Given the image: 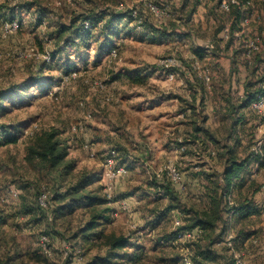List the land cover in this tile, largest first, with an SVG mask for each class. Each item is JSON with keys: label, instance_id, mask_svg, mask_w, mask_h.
<instances>
[{"label": "rangeland", "instance_id": "374dc122", "mask_svg": "<svg viewBox=\"0 0 264 264\" xmlns=\"http://www.w3.org/2000/svg\"><path fill=\"white\" fill-rule=\"evenodd\" d=\"M206 1L213 2L209 3L208 21L203 18L207 6L200 5ZM194 2L197 3L196 0H0V96H4L0 99V141L4 143L12 135L17 137L16 142L0 146V211L7 218L2 226V240L7 245L0 250L1 261L17 252L25 253V257L14 264H100L106 257L109 249L101 242L92 245L73 237L88 220L84 210L75 211L66 222L54 220L52 209L59 203L54 197L89 173L99 175L100 180L93 187L103 186L102 193L108 199H122L123 195L148 190L150 184L144 186L147 174L140 172L125 189H118L115 180L105 179L107 154L128 145L129 135L140 138L145 133L141 127L157 111L174 110L175 124L182 121L177 113L189 107L186 95L190 86L199 89L201 95L206 91L208 95L214 91L212 94L218 97L226 93L223 87L228 79L226 71L222 69L213 80L210 60L218 56L207 52L211 40L213 50L222 51L221 39L215 37L218 22L212 27L206 23L227 12L220 9L219 2L215 8V0H199L195 11ZM94 13L98 17L105 13L106 18L109 13L126 16L115 27V36H106L103 21L94 28L89 40L72 41L63 49L66 38L57 37L59 26L67 25L73 18L83 22L84 16ZM14 21L18 28L6 32V25ZM168 57L176 58V64L163 65L161 61ZM137 69H142L146 82L129 81L128 76L136 74ZM171 71L175 72L174 77L169 75ZM42 84H46L44 90ZM158 97L163 101L156 105ZM131 98L134 100L129 102ZM130 123L138 126L130 128ZM206 126L219 140L228 130V123L218 118H211ZM46 131H54L61 149L65 147L68 151L63 162L53 168L33 157L30 151L32 147L41 149L40 135ZM178 138L175 132L174 142ZM254 138L264 142V124ZM121 160L118 156V162L127 166ZM181 162L176 165L183 172L202 163L197 156ZM217 169L213 171H220ZM108 185L112 187L111 197ZM41 194H46L45 205L40 204ZM181 203L194 206L192 199ZM110 206L114 213L107 230L132 236L149 252L165 236H173L170 244H174L163 249L167 256L184 253L190 257L197 245L204 243L198 242V232L179 239L175 231L183 223L182 218L173 222L168 217L155 229L151 228L155 218L148 216L147 204L134 209L132 214L120 203ZM25 208L32 210L25 213ZM260 221L264 223V219L255 220ZM254 231L258 237L264 235V227ZM42 236L49 238L45 245ZM259 240L261 243L262 238ZM234 249L244 253L236 244ZM249 249L244 253L248 263L264 264V248ZM224 250L229 256L227 264H233L234 250L227 247ZM216 264H220L219 260Z\"/></svg>", "mask_w": 264, "mask_h": 264}, {"label": "crops", "instance_id": "0c3cea01", "mask_svg": "<svg viewBox=\"0 0 264 264\" xmlns=\"http://www.w3.org/2000/svg\"><path fill=\"white\" fill-rule=\"evenodd\" d=\"M196 1V8H198L199 0ZM242 1L250 2L249 9L252 12L251 22L247 24V26H245L244 32L241 31L242 19L240 21L235 19V16L231 15V11H225L227 12V14H225L224 16L218 14L219 19L215 21L211 19L209 23H206L207 26L212 27L214 22H218L219 27L217 36L215 34L214 35L215 37L221 39V42L223 44L222 50L225 49L226 53L220 54L218 58L210 61L213 62V66L211 67L214 71V75L212 77L213 80L218 77L217 73L220 74V71L222 69L226 71L225 76L228 79L224 82L223 85L226 93L218 97L215 94H212L214 93V91H210V95H208L206 91L204 95L202 94V96L199 89L194 87V85L190 86L188 95H186L188 98L187 100L189 101V107L181 111L182 113H177V116L183 118L182 121H178L175 124L174 110L166 112L157 111L156 115L148 118V122L146 123V125L141 127L145 129V133L142 134L140 138L138 137V139H136L135 136L129 135L131 142L129 141L128 145L125 146L126 150L124 156V161L128 166V172L125 175H121L120 177L116 178L115 184L117 185L118 189H125L128 182L133 179L132 177L140 172L143 173L144 176L145 174H147L145 179L147 181L144 186H146L147 188V184L149 183V189L144 190L143 192L138 191L135 194L123 195L122 199H111L108 205L110 206L111 203H120L128 213L132 214V211L134 209H140L143 204H147L149 208V211H147L148 216H150V219L155 218V220L151 221L150 223V226L153 229H155L158 223H161L162 220L168 217H172L173 222H175V218H182L185 220V213L182 212L180 207L171 208L170 205L174 201L170 198L169 194H165L163 192V184L165 183L166 176L159 175V171L167 161L174 160L175 163L180 166L179 163H182V160L191 158L193 159V157L197 156L199 160L202 161V163H196L195 165L189 167L187 171L184 170L187 190L184 192H180L177 187H173L177 193V196L180 200L192 199L195 208H198L200 210H209L211 202L210 195L212 194L214 183L220 185L219 193H223L224 203L226 204V207L228 209L226 210V212H224V219L226 220L227 229L224 238H226L228 235H232L235 239L237 236V230L244 223L243 221L238 220V216H240L239 214L241 212H239L237 207L243 199L244 195H247V198L251 199L257 207L261 208V213L252 214L249 217V221L245 223L247 231L252 232L251 235L248 236L245 240L243 246L240 245V249L243 250L244 253H246L250 250L249 247H251L253 250L258 246H262L264 248V235L262 237H258L256 235V232L254 231L260 230L264 227V223L262 221H260V223L255 222V220L264 219V191L261 189V184L264 180V142L262 143V141H255L254 138L258 128L262 124H264V121L255 119V117H257L258 115L264 116V113H259L251 106H249L248 108L236 106L240 102V95H242L245 90V82L249 79H252L253 77L252 73L250 72L251 67L254 66L256 68L258 66V64L254 63L253 61L249 62V64H246L244 55L242 53V40L245 38H251L256 34H259V32H262V34L264 35V0ZM218 2L219 0H215L213 4L215 8L218 7ZM209 3L211 4L213 2L206 1L205 4H200L207 6V8H205L204 10L205 15L203 17L207 21L208 18H211L208 14V8L211 6ZM235 8H239L241 10V17H243L245 6H238ZM192 18L195 20L196 15H192ZM233 25H235L234 29L232 28ZM227 28L230 30V35L233 40L229 41L228 39L224 38L223 33ZM260 29H262V31ZM213 48V41L211 40L207 52L209 51V54L215 55L217 51H214ZM235 53L239 54L236 57V64L239 67L238 69L240 71L237 76L235 75L236 73L233 72V55ZM257 69V73H261V71L264 72V63ZM192 95H194L195 99H193ZM133 100L134 98H131L129 102H132ZM156 100V105H159L160 101H163V99H160V97H158ZM173 100L175 101V99H172V101ZM233 103H236V105L234 106L235 110H232L233 107L231 104ZM132 111L133 109L129 112ZM197 114H201L206 117V124L211 118L225 120L228 123V130L226 133L227 136L228 131H230L231 119H227L225 117L232 118L234 116L238 117L241 115H246L247 117V121L245 120L244 124L237 123L236 125V129L239 128V138L241 139V142L238 145L232 142L230 143V147L235 148L240 160L247 158L246 160H248V162L246 163L245 168L241 171L240 177L235 179L228 187H225L226 180L224 175L227 162L220 156L217 147L200 145L199 142H188L190 133L193 131L194 124L192 121L196 119ZM131 126L138 125H132V123H130L129 127L131 128ZM98 128L100 130L101 127ZM175 132L179 137L177 139V142H174ZM261 143L263 145H260ZM182 146H186L187 150H181ZM219 167L221 169H219ZM214 168H218L217 170L220 171L214 172ZM239 181L252 183L253 187H245L240 190L239 187L235 184ZM144 200L146 202H144ZM159 202L163 203L158 204ZM164 202L167 205L166 207H164ZM193 229L198 232L199 238L201 239H199L198 242L205 243V230L201 229L199 226H196ZM259 238H262L261 243ZM77 239L81 240V237H78ZM170 239L171 238L158 239L154 244V247H152L151 252L146 249L144 244L139 243V240H137V242L134 241L133 237L131 239V242L133 244H140L145 247L147 252V258L145 260L146 264H157L160 257H164L169 260L177 258L180 264H196L193 260L195 257L193 254L190 255L191 263H188L186 262V259L188 257L187 254L182 253L181 255L173 254L167 256L165 255V253H162L164 248H168L169 246L174 245L170 244ZM220 242L221 241L215 243L213 245V248H215L216 250L219 263L227 264V262L229 261V256L227 254V251L224 250L227 246L219 244ZM163 245L165 246L163 247ZM129 250L132 251L133 247L130 246ZM159 252H161L162 254H159ZM100 264L106 263H102L101 261Z\"/></svg>", "mask_w": 264, "mask_h": 264}, {"label": "trees", "instance_id": "16d2710c", "mask_svg": "<svg viewBox=\"0 0 264 264\" xmlns=\"http://www.w3.org/2000/svg\"><path fill=\"white\" fill-rule=\"evenodd\" d=\"M196 7L197 3L194 2L193 10L196 11ZM115 14L116 13H109L108 18H106L105 13H102V15H100L99 17L98 14L94 13L88 17L84 16L85 19L84 21L82 19L83 22H81V20L77 21L75 20V18H73L67 25L64 24L62 26H59L57 37H59V40H63L64 37L66 38V44L63 49H66L72 41L77 42L78 39H81L84 41H79L85 42L89 40L91 38L92 32L94 31V28H97L103 21L105 22V24L104 30L102 31L105 32L108 38H110L111 36H115V27H117L119 21L126 16L125 14ZM231 15H234L235 19H237L238 21L242 19V13L239 8L234 7L231 10ZM86 22H88V24ZM234 27L235 25H233L232 28L234 29ZM260 30L262 31V29ZM66 33L67 35H65ZM258 35L260 36L262 42L260 51L254 53L251 58L248 59L244 54V49L242 48V53L244 55L246 64H249V62L253 61L254 63L258 64V66L256 68L254 66L251 67L250 72L252 73L253 77L252 79H249L245 82V90L242 95H240V102L239 104L237 103L238 105L236 107L248 108L249 106H251L252 102L255 101L259 96H264V72L261 71V73H257V68H259L264 63V35L262 34V32H259ZM228 40L230 41L233 39L230 37ZM224 53H226L225 49L220 52H216L215 55L219 56L220 54ZM238 55V53H235L233 55V72L236 73V76L240 72L238 69L239 67L236 64V57ZM141 71L142 69H137L136 74L129 75V81H132V83L146 82V79L144 77L145 75H143L144 73H141ZM45 85L46 84H42L41 90H44ZM192 97L193 99H195L194 95H192ZM2 98H4L3 95L0 96V99ZM186 101L189 102L188 100ZM231 105L233 107L232 110H235L234 106L236 105V103H233ZM245 117L246 115H241L238 117L234 116L232 118L225 117L227 119H231L230 131H228V136L225 135L223 139L220 140L216 137V134L206 126V117L201 114H197L196 119L192 121L194 124L193 131L190 133L188 142H199L200 145L217 147L220 156L227 162V166L224 171L226 180L225 187H228L235 179L240 177L241 171L245 168V165L248 162V160H246L247 158L240 160L235 148L230 147V143L232 142L236 145L241 142V139L239 138V128L236 129V125L237 123L244 124L245 120L247 121V117L246 119ZM255 119L264 121V116L258 115L257 117H255ZM40 139L42 140L41 149L32 147L30 149L32 156L49 163L47 164L49 167L53 168L59 166L67 157L68 151L65 147L61 149L60 141L56 139V133L54 131H46L40 135ZM16 141L17 137L15 135H12L6 137L4 143H14ZM4 143L0 141V146H2ZM116 150L119 153L118 156L122 157L121 161L124 162L126 150L125 146L117 147ZM185 150H187L186 146ZM99 178L100 177L97 174L91 175L89 173L86 175H82L72 187L65 190L63 193H57L54 198L55 201L58 200L59 203L57 207L52 209L54 220L57 221L59 219H62L64 220L63 222H66V218L72 216L75 211L79 209L84 210L89 216L88 220L85 221L75 233H73V237H81V240L92 245L99 244L101 242V244L107 246L109 252L106 257L101 260L102 263L146 264L145 260L147 258V252L144 246L140 244H133L131 242L132 237L129 235L117 234L113 230H107L109 224H111L113 220V208L108 205L111 199H108L105 194L102 193L103 186H97L96 188L93 187V185L100 180ZM235 184L239 187L240 190L245 187H253L252 183L246 181H239ZM163 187V192L165 194H169L170 198L174 201L170 205L171 208L180 207L182 212L185 213V220H183V223L178 227V230H176L175 233L178 232L179 234V232H181L182 230L193 229L196 226H199L201 229L205 230L206 242L197 245L194 254L195 257L193 259L194 262L196 264H216V262L218 261V255L216 254V250L215 248H213V245L225 239L224 235L227 230L226 220L224 219V212H226V210L228 209L226 207V204L224 203L223 193H219L220 185L214 183L212 194L210 195L211 202L209 210H200L198 208H195L194 206L187 207L186 205H183L174 189L175 186L172 185L167 177L165 178ZM246 196L244 195L243 199L237 207L239 212H241L239 214L240 216H238V220L244 222L243 225L237 230V236L234 239L236 241L235 244L238 249H240V245L243 246L247 237L252 233L247 231L245 223L249 221V217L252 214L261 213V208L257 207L253 203V201ZM30 210L32 209L30 208ZM30 210L29 208H25L24 212L27 213ZM6 221L7 218L0 211V250L2 247H5L7 245L6 243L4 244V241L2 240V226L6 223ZM67 228L70 229L69 227ZM165 237L168 239L173 238V236ZM130 246L133 247L132 251L129 250ZM164 246L165 245H163V247ZM23 254L25 253H10V255H8V259L3 261L0 260V264H14V262H17L18 258L25 257ZM172 261H174L175 263ZM157 264L180 263L177 258L169 260L167 258L160 257Z\"/></svg>", "mask_w": 264, "mask_h": 264}, {"label": "built area", "instance_id": "2783aa9c", "mask_svg": "<svg viewBox=\"0 0 264 264\" xmlns=\"http://www.w3.org/2000/svg\"><path fill=\"white\" fill-rule=\"evenodd\" d=\"M238 6H245L243 17L241 20V31L244 32L245 26L251 22V15L252 12L249 9L250 2L249 1H242V0H219V7L223 11H230L234 7ZM18 28V24L14 21L11 22L10 24L6 25V32L13 31ZM223 36L225 39H229L231 37L229 29H225ZM242 45L244 49V54L245 56L249 59L251 56L260 51L262 42L261 38L258 34L254 35L251 38H245L242 40ZM163 65L166 67H169L171 65L176 64L177 59L174 57H168L161 61ZM169 75L171 77L175 76V72L171 71L169 72ZM207 80L210 79V76L206 77ZM251 107L258 111L259 113H264V96H259L255 101L252 102ZM181 150H185V146L181 147ZM118 151L116 149H112L106 156L105 158V166H106V171L104 173V178L112 181L115 180L116 178L120 177L121 175H125L128 172V168L126 165L121 164L118 162ZM159 175H165L172 185L177 187V189L180 192H184L187 189V183L185 180V174L183 171L179 169V167L176 165V163L170 161H167L163 167L159 171ZM261 189L264 191V180L261 184ZM112 187L108 185V196L111 197ZM40 197V204L45 205L43 198L46 197V194H41ZM181 221H177V224L179 225ZM197 231L195 229H188L185 231H181L178 234V237L180 240H184L187 237H192L193 235H196ZM42 243L45 245V243L48 242L49 238L47 236H42L41 238ZM219 244L226 245L230 249H233V264H249L244 253L238 250L234 249L235 246V241L232 235H228L223 241H221ZM78 252L81 253V249H78ZM186 262L191 263V258L187 257Z\"/></svg>", "mask_w": 264, "mask_h": 264}]
</instances>
